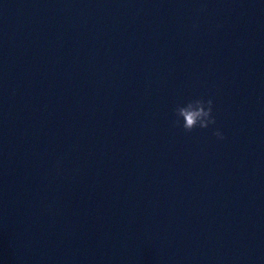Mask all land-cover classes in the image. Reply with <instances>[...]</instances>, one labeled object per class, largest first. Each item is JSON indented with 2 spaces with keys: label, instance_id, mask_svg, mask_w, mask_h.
<instances>
[{
  "label": "water",
  "instance_id": "obj_1",
  "mask_svg": "<svg viewBox=\"0 0 264 264\" xmlns=\"http://www.w3.org/2000/svg\"><path fill=\"white\" fill-rule=\"evenodd\" d=\"M0 264H264V0H0Z\"/></svg>",
  "mask_w": 264,
  "mask_h": 264
},
{
  "label": "clouds",
  "instance_id": "obj_2",
  "mask_svg": "<svg viewBox=\"0 0 264 264\" xmlns=\"http://www.w3.org/2000/svg\"><path fill=\"white\" fill-rule=\"evenodd\" d=\"M198 11L204 12L206 9L201 7ZM214 109L215 103L212 99L193 98L186 104L176 106L173 124L177 128H182L186 134H190L197 129L208 130L210 127L214 128L217 125ZM213 135L219 141L226 139L219 129L214 131Z\"/></svg>",
  "mask_w": 264,
  "mask_h": 264
}]
</instances>
